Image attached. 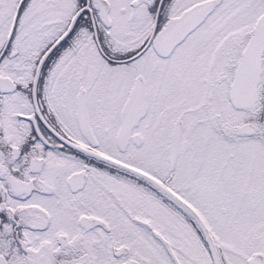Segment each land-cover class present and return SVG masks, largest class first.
<instances>
[{
    "label": "snow or ice",
    "instance_id": "obj_1",
    "mask_svg": "<svg viewBox=\"0 0 264 264\" xmlns=\"http://www.w3.org/2000/svg\"><path fill=\"white\" fill-rule=\"evenodd\" d=\"M0 264H264V0H0Z\"/></svg>",
    "mask_w": 264,
    "mask_h": 264
}]
</instances>
